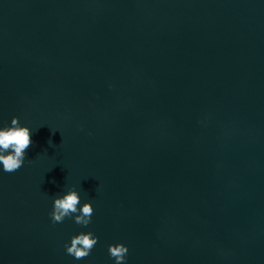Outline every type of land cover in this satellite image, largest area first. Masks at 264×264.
I'll return each mask as SVG.
<instances>
[{
  "label": "water",
  "instance_id": "1",
  "mask_svg": "<svg viewBox=\"0 0 264 264\" xmlns=\"http://www.w3.org/2000/svg\"><path fill=\"white\" fill-rule=\"evenodd\" d=\"M13 117L32 144L0 172V264H113L117 242L128 264H264V0H0ZM70 188L87 228L50 221Z\"/></svg>",
  "mask_w": 264,
  "mask_h": 264
},
{
  "label": "clouds",
  "instance_id": "2",
  "mask_svg": "<svg viewBox=\"0 0 264 264\" xmlns=\"http://www.w3.org/2000/svg\"><path fill=\"white\" fill-rule=\"evenodd\" d=\"M31 133V128L21 125L18 117H13L10 123L0 126V172L11 174L24 166L26 150L32 144ZM48 143L51 145V140ZM93 215V204L82 203L81 196L75 188L68 189L62 195H56L49 212L53 224L63 223L67 218L84 228L91 224ZM98 241L99 237L92 231H81L65 243L64 249L67 255L79 261L91 254ZM107 253L113 264H128L129 248L124 243L109 244Z\"/></svg>",
  "mask_w": 264,
  "mask_h": 264
}]
</instances>
